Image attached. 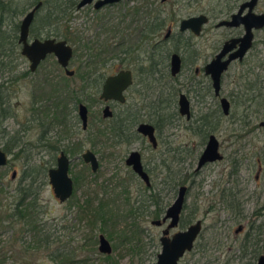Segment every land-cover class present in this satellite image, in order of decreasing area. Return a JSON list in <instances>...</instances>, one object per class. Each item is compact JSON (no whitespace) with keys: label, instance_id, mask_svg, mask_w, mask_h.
I'll return each mask as SVG.
<instances>
[{"label":"rangeland","instance_id":"1","mask_svg":"<svg viewBox=\"0 0 264 264\" xmlns=\"http://www.w3.org/2000/svg\"><path fill=\"white\" fill-rule=\"evenodd\" d=\"M206 1L214 6L215 12H217L215 14L217 21L227 14L225 9L228 5L226 4H230V2L227 3L226 0H202L204 6ZM233 1H236L238 5L243 0ZM140 2L141 0H134L112 8L106 7L98 13H94L89 7H84V10L69 12L68 19L65 17L58 22V26L50 27L51 31H48L53 38L58 37L66 40L73 49L74 55L69 64L70 69L80 74L91 71L98 72L99 66L107 61L103 71L109 74L115 66L118 68L121 66L118 59L122 58L128 59L127 63L123 62L122 66L126 68L135 67L134 62H132V59H135L138 63L137 68L144 67L142 72H147L148 61L153 53V61H159L160 55L155 51L152 52L150 45L160 42L166 31H160L148 44L142 45L140 50L134 51V54L126 55V51L139 44L137 31L141 26L140 22L137 23L136 20H133L132 13ZM230 6L231 9L234 8L235 3ZM219 10H222L223 14H220ZM185 12L180 10L179 15H183ZM255 13L264 14V0L258 2ZM22 17L15 18L13 22L18 24ZM181 18H176L173 21H179ZM35 24L37 31L42 30L43 34L47 33L45 32L47 29H41L38 21ZM11 28L10 26L6 29V33L10 36L12 34L9 33ZM232 32V30L229 31L225 28L206 27L199 39H192L193 49L199 53L200 58L194 65H190L189 61L187 62L189 54L183 53L184 58H186V65L175 81L158 75L139 76L145 78V85L140 83L138 89L142 90V94L147 99L141 97L138 105L142 107L146 104L149 108L151 102L154 101L157 104L162 101L166 106V99H172V102L175 103L178 91L186 93L190 83H207L209 80L204 79L202 75H199L200 77L194 76L195 68L201 70L224 39L231 37ZM255 35L253 48L247 53L246 58L242 62L232 63L221 79L222 96L231 102V112L228 117H223L221 130L217 134L220 143L223 144L224 160L205 167L196 178L190 177L196 167L194 161L191 164V158L200 148L198 143L201 141V136L190 135L187 129L189 124L177 116V112L173 110L172 106L170 109H164L160 112L163 121L171 113L175 116L172 128L169 126L163 129L160 138L163 142L160 150L162 153H154L146 148L144 150L143 155L147 163L159 165L160 156L166 149L164 144L166 142L167 146L174 150L178 149V156L181 158V174L178 179L181 178L185 182V186L190 188V192L185 211L181 217L182 221L177 229L170 231V234L183 231L190 223L197 220L203 221L201 236L192 251L180 260V264H255L257 257L264 255V211L261 210L264 207V127H259L260 123L264 121V30L256 31ZM184 38H187V35ZM11 41L12 39L8 37V40L4 41V46L13 47L10 45ZM174 43L171 41V43L164 44V51L162 50V52L164 54H167V50L172 52ZM18 55V47H13L10 58L4 61L8 63L10 60V66L16 67V71L12 72L11 75L8 74L7 68L0 67V85L3 82L0 107L6 103L10 106L9 113L11 114L4 121L0 119V147L3 150L7 143L10 145L16 141L19 143L13 149L12 155H9L8 165L5 168H0V175H6L12 184H18L27 163L32 166H40L47 172L50 168L55 167V159L59 153L64 152L71 161L68 172L74 182V194L70 200L59 204L52 194L46 176L45 186L40 193V204L44 207L45 216L59 227L63 223L70 228L75 226L76 230L72 233V237H76V241H82L84 234L86 235L89 230L87 218L80 222L79 207H87L88 204V207L94 210L100 204L107 203L105 225L97 221L96 228L93 230L96 238V250L98 251L99 236L104 235L112 246L111 256L118 260V264H155L161 250L159 238L165 227L152 226V219L148 216L133 218L132 214L128 212L134 202L133 200L139 195V183L131 178L129 170L124 164L126 148L116 143V138H114L111 129L112 123L103 120L101 113H99L102 103H98L97 94H93L92 90L88 89L83 95L77 96L82 99V104L90 108L88 131L83 132L80 121H75L73 124V121L62 117L61 108L54 109L58 100L53 96V86H59L60 77H63L62 71L55 64V60L50 58L38 74L23 81L17 77L26 68V64L21 62ZM167 63L169 64L168 60ZM41 71L44 72L42 75L48 73L47 83L44 81L45 79H42ZM166 72L169 76L168 68ZM13 77L17 79L13 83H8ZM258 81L259 83H257ZM72 83L76 86L81 85L79 77ZM204 84L201 85L204 86ZM200 86L197 87L200 94H206ZM33 95L40 96L41 99L34 109L41 111L46 109L45 112H49L47 116L39 115L43 126L37 125L36 121L29 129L31 113L29 108L33 103ZM190 96L193 113L196 117L204 110H200L199 97L196 92H192ZM251 98L255 101H248ZM66 99L63 103L69 104V99ZM203 102L213 109L217 105L212 91L210 94H206ZM159 104L158 109L163 107ZM55 111H58L59 117L65 120L64 125L53 122V116L56 115ZM116 112L120 115L122 106H116ZM45 131L47 132L46 135H42ZM97 133L103 134L98 136ZM40 138L42 140H39ZM49 145L53 148H50ZM133 148L141 149L140 142H134L130 145L129 150ZM235 150L239 151L238 160L239 162L242 161L244 165L242 173L248 179L247 193L243 195L245 197L241 198L242 200L243 198L248 199L246 203H243L246 217L243 221L234 220L230 217L226 197L221 195L226 189V172L229 163L231 159H236L233 154ZM86 151H92L96 155L99 161L98 172L90 171V167L82 161L81 155ZM166 166L170 168L171 172L176 169L173 167L171 156L162 166L165 169L159 165L160 168L158 167L157 171L160 170L161 173L152 178L154 190L160 192V197L164 200V207L173 202L177 191L174 189L177 187V182L173 180V176L170 175L167 177L168 179L165 177L167 174ZM259 166L262 168L261 177L256 181L255 173ZM13 172H16L17 175L15 180H12ZM164 179H167L166 183H162ZM173 182L176 186L173 185ZM151 210L152 208H150ZM256 210H261L259 216H253ZM134 223L139 230L135 237L133 233ZM239 224L245 230L236 238L235 230ZM100 228L103 229V232H100ZM247 235L249 241L246 243V245L248 244L246 247L248 254L245 256L247 250L244 249V238ZM0 239L6 240V235H2ZM138 239L139 242H137ZM123 240L125 243H122ZM256 249L257 252L254 253L253 250ZM97 254L102 256L98 252ZM92 259L96 261L97 256ZM47 264L51 263L48 262Z\"/></svg>","mask_w":264,"mask_h":264},{"label":"flooded vegetation","instance_id":"2","mask_svg":"<svg viewBox=\"0 0 264 264\" xmlns=\"http://www.w3.org/2000/svg\"><path fill=\"white\" fill-rule=\"evenodd\" d=\"M98 1H101V0H95L92 4L86 5L84 7H89L91 9V11H93L94 13H98V12H100V10H102L106 7L112 8V7L119 5V4H125L127 2H133L134 0L120 1V2H117L116 4H106L103 7L96 8L95 4ZM209 1H211V0H209ZM246 1H248V0H243L242 2H240L237 5L236 1L234 2L233 0H226L227 3L230 2V4H226V5L230 6V5H233L235 3V7L231 9V6L230 7L227 6V8L225 9L227 14H225V16H223V18L221 20L217 21L218 19L215 15V14H217V12H215L214 6H212L210 3H207V1L205 2V6H204L202 0H141L139 5L137 6V8L132 13V18H134L133 20H136L137 23L140 22L141 27H139V30L137 32L140 35L141 33L166 31V33L163 35L162 40L160 42H156L153 45L152 44L150 45L151 46L150 50L152 52L154 51V49H157V48L159 50L161 48H162V50H164L163 49L164 44L171 43V41H174L175 43L173 44L172 52H169L167 50V60L169 61V64L166 62L167 65L165 66L166 63L163 65V64H160L159 61H157V62L153 61V55H154V53H153L151 55V57L149 58V61H148L149 65L146 68L147 72H144V71L142 72L144 67L140 66V68H137L138 63L136 62L135 59H132L133 60L132 62H134L135 67L126 68L122 65H123V62L127 63L128 59L119 58L118 60L121 63V66L119 68L115 66L112 69V72L109 74H107L103 71V69H105V67H106L105 64L107 61L104 64L102 63L99 66L98 72L91 71V72H87L85 74L86 75V82H85L86 89L87 90L90 89V90H92L93 94H97L98 103L99 102L102 103V108H101L99 113H101V117L103 118V120H107L110 123H112V122H114V123L119 122L120 123L121 132H122V134H120L122 139H120V140L122 143L121 142L117 143V142H119L118 139H116V143L120 144L122 146H125V148H126V156L124 158L125 159L124 164H125L126 168L129 170L130 176H131V178H133V180H136L139 184H142V186L145 189L150 188L151 184H152V178L154 176L158 175V173L159 174L161 173V172H159L160 170L157 171L159 165H161V167L164 166L166 163V160H168V158L170 156L172 157V164H173V167L176 169L175 170L173 169V171L171 172L170 168L168 166H166L167 174L165 175V177L167 178L170 175L173 176V178H174L173 180H175L177 182V187H175L174 189H177V191H176L174 200L170 205H172L174 203V201L176 200V198L178 196L179 189L181 187L187 188V192L185 194V204L183 206V209H182L183 211H182L180 218H179V220H180L179 225L182 221L181 217L183 215V212L185 211L184 209L186 208L187 197L189 195L190 188L185 186V182H183L181 178L178 179L180 177V174H181V169H180L181 168L180 167L181 158L178 156V149L176 148V150H174L172 147L167 146L166 142H164L166 149H165V152L163 154H161V156H160L161 159L159 160L160 161L159 165H155L151 162L147 163V161L145 160L144 155H143L144 150L146 148V149H149L150 151H152L154 153L160 152L161 145L163 143L160 140V138L162 137L161 136L162 132L164 131L163 129L165 127H169V126H170V128H172V126H173L172 123H173V120L175 117L172 113L171 114L168 113L170 115L168 116V118H166V119L164 118V121H163V118L161 117L160 112L164 111V109L165 110L170 109L172 106L173 110H175L177 112L176 113L177 116H180L181 118H183L185 120V122H187V124H189L188 125L189 127L187 126V129H188V132L190 133V135L201 136V141L198 143V145H200V148H199L198 152L196 151L194 153V157L191 158V164H193V161H194L196 167H195V169L192 172L190 177H192L194 179V178H196L197 175H199L200 171H202L205 167H208L210 164L218 163V162L209 163V164L205 165L203 168H201L199 171H197L198 161H199L200 157L202 156V153L205 150L206 146L208 145L207 143H208L209 138L211 136H213L215 138V140L218 144V153L221 154V156H222V159L220 161L224 160V154H222L223 144L220 143L219 138L217 137L219 130H221L223 117H225L223 112H222L221 101H220L221 98H224V97L222 96V93L220 94V96L215 97V93L212 90V82L210 80V77L204 73L203 69H204L205 65L209 64L210 62H212L214 60L215 56L222 50V47L226 42L243 37V33H244L243 27H235V28L222 27L223 29L225 28L229 31H231V30L233 31L232 35H230L231 37L228 39H224V41L219 45V47H217L218 49L214 52V54L212 56H210V60L204 65V67L201 70H199L198 68H195V71H194L195 77H200L199 75H202L204 79H207L209 81L205 84L203 82H199L197 84L190 83L186 93H182V92L178 91V94L176 95V100H175L176 105L175 106H174L175 103L172 102V99H170V100L166 99V102H165L166 106H165V104H163L162 101L158 102V103H160L159 104L160 106H163V107H160L159 109H158V103L156 104L154 101L150 103L151 106L149 108H148V105H146V104H144V106L140 107L138 105V101L140 100V98L143 97V99H145V100L147 98H146V96H144V94H142V90L138 89L139 86L141 85L140 83L145 85V83H144L145 78H140L139 76L146 75V76L151 77L153 75H158L159 77L164 76L165 78H169L171 81H175L176 78H178V76L183 72L182 71L183 67L186 65L185 64L186 58H184L183 53L189 54V57L187 58V62L189 61L190 65H194L200 58L199 53L195 49H193L194 46H192V44H191L192 39H199L201 37V35L203 34L206 27H214L215 29H220V28H217L215 26H217L221 22L230 20L231 17L240 9V7ZM75 2H77V4L75 5L74 11L78 12L80 10H84V8L77 9V6L81 2V0H75ZM40 3H42V2H40ZM42 5H43V3H42ZM42 5L34 13L35 15L33 17V20L31 21V25H30L29 30H28V39L26 42L27 45H30L32 43V41H34V40H39L42 42L43 40H46V39L47 40H55L54 42H56V43L65 42L67 44L66 40H62L58 37L53 38L52 35L48 31V30L51 31L50 28H48L47 31H45V32H47L46 34H43L42 30L37 31V28L35 27V25H36L35 22L37 21L38 12L42 9ZM236 5H237V7H236ZM256 7H255V9H256ZM227 9H228V11H227ZM255 9H254V14H257V13H255ZM180 10L186 11L185 14L179 15ZM74 11H72V12H74ZM28 12H26L25 15L21 18V21L27 15ZM219 12H220V14H223L222 10L221 11L219 10ZM67 15L65 17L68 19ZM202 16H205L208 21L206 24H203L201 26L202 29H201V32L199 35H195L193 32L191 33L190 31H186V32H180L179 31L180 30L179 25L181 24V21L188 20V19H191L193 17H202ZM181 17H185V18H181ZM176 18H181V20L173 21ZM21 21L17 24L18 25V31L16 33L17 34L16 35L17 40L15 43L16 45L13 43L11 44V46H13L15 48L18 47V49H19L18 57H20V60L22 63L24 62L26 64V68L23 70V72L17 78H19L23 81H24V79L31 78V76L38 74V72L42 69V66H44V64L47 60H49L50 58L54 59L55 64L59 67L60 71H62V76H63V77H60L61 82H60L59 86H57V87L53 86L54 87L53 96H54V98H57V100H58V102H57L58 108L57 109L60 108L62 101L64 102L67 100L66 98H68L70 103L69 104L66 103L67 105L65 103H62L64 109L61 108L62 112H65V113H63L64 119L70 120L71 122L73 121V124L75 123V121H80L81 129L83 130V132L88 131L89 120H90V118H89L90 117V108H88L87 106L82 104V101L77 103L76 101L73 100V97H72L75 94V91L77 88V86L74 85V83H72V82L75 81L77 79V77H79L80 84H82L81 83V80H82L81 76H83V75L80 73H76L74 70L70 69L69 64H70L72 59L69 61L68 67L66 69H64L58 64L55 55H52V54H47L46 57L44 58V60L41 61L36 66V69H34V71H32L31 67H30L31 64H30L28 58L25 57L24 55H22V50H23L24 46H23V44L19 43ZM158 23H162L160 30H158V29L152 30L151 26L156 25ZM262 30H264V29H262ZM185 35H187V38H184ZM254 35H255V33H254ZM139 38H140V36H139ZM150 40H152V39H151L150 33H149V36L147 39H145L144 41H141L139 39L138 40L139 44H137L136 47L129 49V51H126V55L129 56L131 54H134V51L136 52L137 50H140V47H142V45L145 46L146 44H148ZM183 40H184V42H183ZM71 49H72V47H71ZM174 54L179 57L181 65H180L179 74L172 76L171 71H170L171 62H172L171 57ZM72 55H74L73 49H72ZM116 60H117V58H116ZM9 62L11 64L10 60L8 61V63ZM237 62H239V61H237ZM10 64L7 67L8 68L7 71L9 72L8 74L11 75L12 72L16 71V67L14 65L10 66ZM167 68L169 71V76H168V73L166 72ZM123 71L131 73V84L121 94L123 97V101H121V103L114 101V100H110V101L105 102L104 100L101 99V96H100L105 82L109 79V77H115L119 74V72H123ZM71 72H72V74H69ZM40 73L42 75L44 72L41 71ZM47 74L48 73H45L44 75H42V77H43L42 79H45L44 81H46L47 78H49L47 76ZM17 78H14V77H13V79L11 78L8 81V83H13V81ZM46 83H47V81H46ZM201 84H204V86ZM221 84H222V81H221ZM79 86H81V85H79ZM199 86L201 87V89H203V91H205L206 94H210L211 91L213 92L214 100L217 101V105L214 107V109H213V107H209L207 104L205 105V102H203L205 97H206V94H203V95L200 94L199 88H197ZM192 92L193 93L196 92V95H198V97H199L198 102L200 104V110H202V111L204 110V112H201V114H199L196 117L193 113V104L191 102V96H190V94H192ZM221 92H222V90H221ZM182 95L185 96L187 103H189V113H190L189 119H187L186 117H182L181 114H179V109H180L179 101H180V97ZM39 100H41L40 96L38 97V96L33 95V103L31 104V107L29 108V110L31 112L30 116H29V121H30L29 129L32 127V124L36 123V121H37V125L41 124L40 126H43L41 120L39 119V115H41V114L46 115V112H45L46 109L43 111H41L40 109H36V110L34 109L35 106H37V104L39 103ZM226 100H228V99H226ZM229 103H230V109H231V102L229 101ZM64 104H65V106H64ZM55 105H56V103H55ZM79 105H83L84 107H86L87 125H86L85 129L83 128L81 119L79 118V110H80ZM116 106H120V107L122 106V113L120 115H118L116 112ZM106 108L109 109V113H110V117H108V118H105L103 116L104 115L103 114L104 109H106ZM54 109H55V106H54ZM230 109H229V114L231 112ZM55 112H56V116H58L59 115L58 111H55ZM73 114H74V116H73ZM143 124L152 126V128L154 130L153 136H155V140H156L155 147L150 143L148 137H146V136L143 137L138 132V128ZM157 124L160 125V127ZM259 127H260V125H259ZM46 133L47 132L45 131L42 133V135H46ZM134 142H137V143L140 142V148L141 149L133 148V149L129 150L130 145H132ZM134 152L138 153L143 172L146 173V175L149 179V185L148 186L143 182V180H141L139 175L133 171L131 166L126 165V161L128 160L129 156L131 154H133ZM61 153L62 152L59 153V156ZM160 153H162V152H160ZM238 153H239L238 150L233 151V154L236 156V159H231V161L229 163L230 165L227 168L228 170L226 172V183H225L226 189L223 190V193L221 195L222 196L224 195L226 197L227 204H228V207L230 209V217L233 218L234 220L243 221L246 218L245 217V207H244L243 203L244 202L246 203L248 199L243 198V200H242L241 198L245 197L243 195L244 194L246 195V193H247L246 192L247 191V185L246 184H247L248 179H247V176L243 175V173H242L244 165L242 164V161L239 162V160H238L239 154ZM59 156L55 159V162L59 158ZM94 156L96 158L95 154H94ZM96 160H97V158H96ZM70 163H71V161H70ZM56 164H57V162H56ZM56 164H55V167H56ZM86 165H88L90 167L89 164H86ZM69 168H70V166H69ZM98 168H99V161H98ZM162 168H164V167H162ZM261 170H262V168H261V166H259L258 170L255 173L256 174L255 175L256 181H258L259 178L261 177ZM90 171H91V169H90ZM72 183H74L73 180H72ZM224 191H225V194H224ZM170 205H167V207L165 209V213H166V211ZM261 210L264 211V207ZM261 210L254 211L253 216H259ZM165 213H164V215H165ZM161 218H159L158 220H161ZM198 221H200V220H197L194 223H190V225L195 224ZM200 222H202V227H203V221L201 220ZM169 223H170V221L167 222L166 224H162L160 227L164 226L166 228ZM179 225H178V227H179ZM190 225L187 226L185 229L190 227ZM244 230H245V228H243V226L241 224H239L237 229L235 230L236 238H237V236L243 234ZM170 231L171 230H169V232ZM202 231H201V234H202ZM176 233H178V232H176ZM201 234L199 235V237L201 236ZM172 235L169 233V237H171ZM198 238H197V240H198ZM244 239H245L244 249L247 250L245 252V256H247L248 249L246 247L248 244L246 245V243L249 242L248 241V235H247V237L245 236ZM253 251H254V253H256L257 249L253 250ZM256 256H257V254H256ZM260 256H264V255H260ZM260 256L257 257L256 263L258 262V260H259L258 258ZM252 259H254V258H252Z\"/></svg>","mask_w":264,"mask_h":264},{"label":"trees","instance_id":"3","mask_svg":"<svg viewBox=\"0 0 264 264\" xmlns=\"http://www.w3.org/2000/svg\"><path fill=\"white\" fill-rule=\"evenodd\" d=\"M40 2L43 5L37 14V21L41 25V29L58 26V22L69 12L74 11L75 5L77 4L75 0H0L1 68L8 67L10 62L5 63L4 61L9 59L13 52V47L7 48L4 46V41H7L9 37L12 39L11 45L12 43L15 44L17 40L16 33L18 31V25L13 20L24 16L26 12L30 11L32 7L38 5ZM41 14L42 16H40ZM10 26L12 27L9 31V33H12L11 36L6 33V29L10 28ZM161 26L162 23H158L151 26V29L160 30ZM149 33L153 40L159 32ZM149 33H141L139 39L144 41L148 38ZM154 51L160 55V64L164 65L167 62V54L162 52V48L160 50L158 48L154 49ZM161 52L162 54H160ZM85 74V72L82 73V84L81 86H77L75 94L72 96L73 100L77 103L82 101L77 96L79 94L83 95L87 90L85 86ZM2 84L0 85V93L3 87ZM250 100L251 102L255 101L253 98L248 101ZM62 103L60 108L63 106ZM57 108L58 103L55 105V109ZM9 110L10 106L6 103H4L3 107H0V119L2 121L11 116ZM62 117H64L63 112ZM53 119V122L56 124H65V120L61 119L59 115H54ZM158 126L160 127V125ZM111 127L114 138L119 140L117 143H120V139H122L120 135L122 134L120 123L112 122ZM101 134L98 133L97 135L99 136ZM39 140L42 139L40 138ZM12 144L7 143L3 148V151L8 156L12 155L13 149L19 143L16 141ZM49 147L53 148L51 145ZM72 151L75 152L74 150ZM47 172L40 166H32L27 163L21 173L22 176L18 184H12L6 175H0V237L6 235V240L0 239V264H47L48 262L51 264H118V260L114 259L111 255L99 256L95 246L96 238L93 230L96 228L97 221L104 224L106 216L105 209L108 207V204H100L94 210L89 208L88 204L87 207H79L78 214L80 222L87 218L89 232L86 235L84 234L82 241H76V237H72V233L76 230L75 226L70 228L63 223L59 227L53 221L50 222L47 216H45L44 207L40 204V193L43 186H45L44 180L46 176L48 177ZM166 180L164 179L162 183H166ZM174 182L173 185L176 186ZM138 185L139 195L133 200L134 202L128 212L132 214L133 218L148 216L152 221H158L164 215L167 207L166 205L165 207L163 206L164 200L160 197V192H155L153 183L150 188L146 189L141 184ZM150 208H152L151 211ZM107 214L109 213L107 212ZM137 229V225L134 223V237L139 233ZM136 230L137 232H135ZM100 232H103L102 228H100ZM109 235L111 237V234ZM137 242H139V239ZM122 243H125V240ZM96 256L97 260L94 261L92 258Z\"/></svg>","mask_w":264,"mask_h":264},{"label":"water","instance_id":"4","mask_svg":"<svg viewBox=\"0 0 264 264\" xmlns=\"http://www.w3.org/2000/svg\"><path fill=\"white\" fill-rule=\"evenodd\" d=\"M95 0H81L77 9L84 8L86 5H90ZM120 1L127 0H101L95 4L96 8L103 7L106 4H116ZM131 1V0H128ZM259 0H248L240 7V9L231 17L230 20L219 23L217 28L227 27H243V37L226 42L222 50L215 56L214 60L205 65L204 73L210 77L212 82V90L216 96L221 94V78L228 70V67L236 62H242L247 53L253 48L254 33L264 29V14H254V9L257 6ZM42 3H39L31 10L21 21L20 39L19 43L23 44L22 55L28 58L31 64V70L34 71L36 66L44 60L47 54L55 55L58 64L66 69L69 61L72 59V49L65 42H54L55 40H34L30 45H27L28 30L33 20L34 13L41 7ZM207 18L193 17L188 20L181 21L179 25L180 32L190 31L195 35H199L201 32V26L207 23ZM225 59V60H224ZM171 74L175 76L179 74L181 62L177 55L171 57ZM69 74H72L69 73ZM131 84V73L119 72L115 77H109L105 82L101 92V99L106 101L114 100L117 102L123 101L122 92L128 88ZM221 108L225 117L229 115L230 103L225 98H221ZM179 114L182 117L190 118L189 103L185 96L180 97L179 101ZM79 118L81 119L82 126L85 129L87 125L86 107L79 105ZM103 116L105 118L110 117L109 109H104ZM260 127H264V121L260 123ZM138 132L144 137H148L150 143L155 147L156 140L154 130L152 126L143 124L138 128ZM205 150L200 157L197 164V171L203 168L205 165L214 162H220L222 159L221 154L218 153V144L213 136L209 138ZM82 160L90 165L91 171L94 173L98 169V161L94 154L90 151L85 152L81 156ZM9 156L0 147V168H5L8 165ZM57 164L55 168L48 170V184H50L52 194L59 204L65 203L73 196L74 183L69 176L70 161L66 155L62 152L59 158L56 160ZM127 166H131L133 171L136 172L141 180L148 186L149 179L146 173L143 172L141 162L138 153H133L126 161ZM16 172L12 173V180L16 179ZM187 188L181 187L178 192V196L174 203L170 205L165 215L158 221H151V225L159 228L162 224H166L170 221L168 226L162 231L159 243L161 244L160 254L156 258L155 264H180V260L185 254L190 253L197 242V238L201 234L202 222L198 221L195 224L190 225L187 229L173 234L169 237V230H174L179 225V218L182 213L183 206L185 204V194ZM98 253L102 256L112 254V246L104 235H100L98 238ZM256 264H264V256L258 258Z\"/></svg>","mask_w":264,"mask_h":264}]
</instances>
